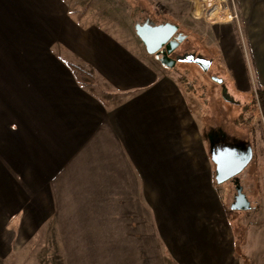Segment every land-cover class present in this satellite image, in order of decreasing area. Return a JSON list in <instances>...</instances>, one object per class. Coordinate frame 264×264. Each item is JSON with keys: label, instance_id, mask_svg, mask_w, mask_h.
Wrapping results in <instances>:
<instances>
[{"label": "crops", "instance_id": "crops-1", "mask_svg": "<svg viewBox=\"0 0 264 264\" xmlns=\"http://www.w3.org/2000/svg\"><path fill=\"white\" fill-rule=\"evenodd\" d=\"M71 1L0 0V264H44L43 248L46 264H264L263 124L251 138L204 124L178 77L198 64ZM236 1L264 87V0ZM230 21L210 25L215 40ZM212 134L253 148L223 183Z\"/></svg>", "mask_w": 264, "mask_h": 264}, {"label": "rangeland", "instance_id": "rangeland-1", "mask_svg": "<svg viewBox=\"0 0 264 264\" xmlns=\"http://www.w3.org/2000/svg\"><path fill=\"white\" fill-rule=\"evenodd\" d=\"M78 2L82 5L79 6ZM196 2H201L202 13L196 16L193 9ZM219 4V11L225 17L228 11L231 21L222 27L225 36L216 39L210 25L214 24L207 20V13L210 10L205 0H74L71 1L75 11L81 9L88 10L86 22H97L105 25V21L100 18L101 12H109L108 19L116 21V29L122 33H130V27H121L125 21L138 17L141 13L149 14L157 19L174 20L181 23V27L193 39L199 41L201 49L207 51L209 57L213 58V64L226 71L230 84L236 92L244 97L247 105L238 103L236 100L226 98L225 91L218 86L215 81L208 77L201 68H196L188 63L180 62L178 65V77L183 79L184 85L194 89V99L196 101L195 112L204 124L213 123L224 126L230 131V135L236 134L243 138H251V131L259 133V127L264 126V115L256 104L255 98L258 89L264 88L258 83L256 70V47L249 36L248 30L240 22L239 14L241 10L236 0H215ZM124 4L130 6L126 11ZM116 6L112 7V6ZM107 7V8H106ZM127 9V8H126ZM131 15H133L131 17ZM106 15H103V17ZM84 19V18H83ZM100 19V20H97ZM128 19V20H127ZM237 20V21H236ZM133 21V20H132ZM230 21V22H231ZM118 22V23H117ZM220 21L217 23H222ZM238 24V25H237ZM133 25V22H132ZM135 30V27L132 28ZM216 29V28H215ZM137 35V34H136ZM190 67H195L190 69ZM189 69V70H188ZM207 113V123L203 115ZM260 120V121H259ZM251 136V137H250ZM260 137V134H258ZM262 140V139H261ZM257 142V139H255ZM217 181V180H216ZM253 219H255L253 215ZM264 221V216L262 217ZM47 250L43 248L39 257L46 264ZM52 255V254H51ZM54 264H61L62 260L55 252ZM50 261V259H49Z\"/></svg>", "mask_w": 264, "mask_h": 264}, {"label": "water", "instance_id": "water-1", "mask_svg": "<svg viewBox=\"0 0 264 264\" xmlns=\"http://www.w3.org/2000/svg\"><path fill=\"white\" fill-rule=\"evenodd\" d=\"M179 28L178 24L171 21L161 23L147 21L143 24H135L136 33L150 54H154L162 48L168 55L175 51L178 45L187 38L186 34H177ZM175 59L198 64L218 83H223L225 80V77L212 71L213 58L206 57L202 52H194L189 56L178 55ZM212 158L216 164L215 178L218 183H223L243 172L253 159V148L244 146L241 151V149L235 148L234 143L227 142L225 146L213 147Z\"/></svg>", "mask_w": 264, "mask_h": 264}, {"label": "flooded vegetation", "instance_id": "flooded-vegetation-1", "mask_svg": "<svg viewBox=\"0 0 264 264\" xmlns=\"http://www.w3.org/2000/svg\"><path fill=\"white\" fill-rule=\"evenodd\" d=\"M147 21H149L150 23H151V21H154L155 23H161V22H166V21H171V22H174V23H176V24H179V26H180V28H179V30H178V32H177V34H179V33H182V34H186L187 35V38L184 40V41H182L179 45H178V47L176 48V50L175 51H173L172 53H171V55L173 56V57H176V56H178V55H183V56H189V55H191V53H199V52H204L205 53V55H207L208 57H209V55L207 54V52L205 51V50H203V49H201V47L199 46V42H197V41H195V40H192L190 37H189V35H188V33H186L185 31H184V29L181 27V24L180 23H178V22H176V21H174V20H165V19H157V18H154V17H152L151 15H149V14H144V13H141L138 17H136L135 19H134V27H135V24L136 23H145V22H147ZM136 30V29H135ZM212 70L217 74V75H219V76H221V72L219 71V70H217L214 66H212ZM223 85H225V84H223ZM225 87V89H224V91H225V94H227V95H229L230 94V90H228V88H227V86L225 85L224 86ZM230 97V96H229ZM231 99V98H230ZM211 139H212V146L214 147H216V146H225V144H226V141L224 142V141H222L221 139H219L218 137H217V135L216 134H212L211 136ZM230 143H232L233 141L231 140V139H229L228 140ZM234 143V142H233ZM234 146H235V148L236 149H241V151H242V149H244L243 148V146H241V145H239V144H237V143H234ZM244 151V150H243Z\"/></svg>", "mask_w": 264, "mask_h": 264}, {"label": "bare ground", "instance_id": "bare-ground-1", "mask_svg": "<svg viewBox=\"0 0 264 264\" xmlns=\"http://www.w3.org/2000/svg\"><path fill=\"white\" fill-rule=\"evenodd\" d=\"M207 3V6L209 7V11L207 13V20L210 21L211 23H217L220 21H230L231 17L230 14H228V11L226 13V16L223 17L222 13L219 11V4L215 3V0H205ZM202 6L203 4L201 2H196L193 13L196 16H200L202 13Z\"/></svg>", "mask_w": 264, "mask_h": 264}, {"label": "trees", "instance_id": "trees-1", "mask_svg": "<svg viewBox=\"0 0 264 264\" xmlns=\"http://www.w3.org/2000/svg\"><path fill=\"white\" fill-rule=\"evenodd\" d=\"M74 72L78 75V77H83V76H91L86 70H84L83 68H81L78 65L72 64L71 65ZM92 78V76H91ZM258 100L255 98V102L256 104H259V107L261 108L263 115H264V88H259L258 89ZM264 131V130H263ZM262 138H263V142H264V132L262 133Z\"/></svg>", "mask_w": 264, "mask_h": 264}]
</instances>
